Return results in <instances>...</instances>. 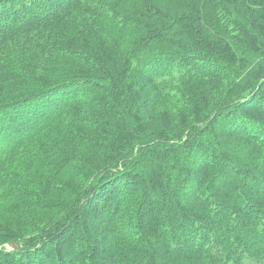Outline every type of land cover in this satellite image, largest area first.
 I'll return each instance as SVG.
<instances>
[{"label": "trees", "instance_id": "obj_1", "mask_svg": "<svg viewBox=\"0 0 264 264\" xmlns=\"http://www.w3.org/2000/svg\"><path fill=\"white\" fill-rule=\"evenodd\" d=\"M0 264H264V0H0Z\"/></svg>", "mask_w": 264, "mask_h": 264}, {"label": "water", "instance_id": "obj_2", "mask_svg": "<svg viewBox=\"0 0 264 264\" xmlns=\"http://www.w3.org/2000/svg\"><path fill=\"white\" fill-rule=\"evenodd\" d=\"M13 248H14V249H17V248H18V246L15 244V245L13 246Z\"/></svg>", "mask_w": 264, "mask_h": 264}]
</instances>
